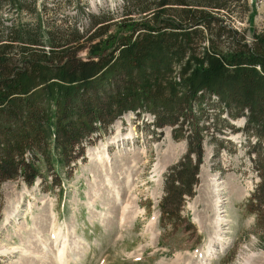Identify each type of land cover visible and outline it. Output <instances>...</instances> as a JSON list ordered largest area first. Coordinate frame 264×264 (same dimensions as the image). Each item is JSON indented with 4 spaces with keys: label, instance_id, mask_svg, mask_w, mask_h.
<instances>
[{
    "label": "rangeland",
    "instance_id": "rangeland-1",
    "mask_svg": "<svg viewBox=\"0 0 264 264\" xmlns=\"http://www.w3.org/2000/svg\"><path fill=\"white\" fill-rule=\"evenodd\" d=\"M126 1L0 0V31L23 26L31 32L41 20L48 51L53 25L55 31L84 32L104 14L126 22L125 14H136ZM247 2L248 9L230 5L222 17L252 43L264 32V0ZM87 36L81 42L91 48L95 43H86ZM89 48L79 57L87 59ZM207 111L199 184L175 219L164 218L165 180L189 143L176 140L171 126L157 127L153 113L128 112L90 135L83 156L68 167H47V178L33 184L17 178L0 185V264H264L263 178L246 141L254 133L247 134L245 116ZM211 238L217 253L202 262L198 253Z\"/></svg>",
    "mask_w": 264,
    "mask_h": 264
},
{
    "label": "trees",
    "instance_id": "trees-1",
    "mask_svg": "<svg viewBox=\"0 0 264 264\" xmlns=\"http://www.w3.org/2000/svg\"><path fill=\"white\" fill-rule=\"evenodd\" d=\"M247 3L127 0L136 14H125L126 22L94 16L86 33L53 25L48 51L41 20L31 32L23 26L0 31V185L45 180L47 167L78 161L93 133L129 111H149L157 127L171 126L176 140L189 143L165 180L163 210L170 222L186 196L195 195L210 128L207 108H217L247 118V134L254 133L246 139L248 155L263 178L258 197L264 205V32L249 43L222 17L230 5ZM111 25L118 31L109 32ZM86 35V43H95L91 48L81 42ZM86 48L91 51L83 59Z\"/></svg>",
    "mask_w": 264,
    "mask_h": 264
},
{
    "label": "bare ground",
    "instance_id": "bare-ground-1",
    "mask_svg": "<svg viewBox=\"0 0 264 264\" xmlns=\"http://www.w3.org/2000/svg\"><path fill=\"white\" fill-rule=\"evenodd\" d=\"M100 157V156H99ZM110 165V164H109ZM216 205H218V204H216ZM126 208L124 207V210H125ZM219 212V211H218ZM220 217V216H219ZM218 221L216 222L217 223V225H218V227L222 224V223H220V221H222V219L221 218H218L217 219ZM217 227V228H218ZM219 229V228H218ZM216 233H217V231H215ZM55 237V236H54ZM213 237L217 240V236H214V234H213ZM214 238H211V240H210V243H208V246H207V248H206V250L205 251H202V252H199L198 253V256L201 258V257H203V259H201V261L202 262H205L207 259H209V258H212V256H214V254H216L217 253V250H216V247H214L215 245H213V242L215 241L216 242V240L214 239ZM55 240V239H54ZM58 241H60V237H59V235H58V237H56V240L53 242L54 243V245L55 246H59V244L57 243ZM60 245H61V242H60ZM62 248H60V247H58V250H59V253L61 254V256L62 255H64V253H65V248L67 249V247H64V243L62 244ZM243 264H248V260H246Z\"/></svg>",
    "mask_w": 264,
    "mask_h": 264
}]
</instances>
